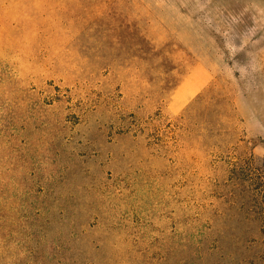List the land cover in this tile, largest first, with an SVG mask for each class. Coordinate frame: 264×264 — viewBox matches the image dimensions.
<instances>
[{
	"label": "rangeland",
	"instance_id": "1",
	"mask_svg": "<svg viewBox=\"0 0 264 264\" xmlns=\"http://www.w3.org/2000/svg\"><path fill=\"white\" fill-rule=\"evenodd\" d=\"M0 264H264V0H0Z\"/></svg>",
	"mask_w": 264,
	"mask_h": 264
}]
</instances>
